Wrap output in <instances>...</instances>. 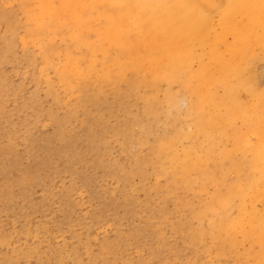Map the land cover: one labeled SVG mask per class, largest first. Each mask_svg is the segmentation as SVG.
Returning a JSON list of instances; mask_svg holds the SVG:
<instances>
[{
	"label": "rangeland",
	"instance_id": "1",
	"mask_svg": "<svg viewBox=\"0 0 264 264\" xmlns=\"http://www.w3.org/2000/svg\"><path fill=\"white\" fill-rule=\"evenodd\" d=\"M37 1L0 0V264H264L257 137L238 146L196 127L200 86L127 63L146 43L124 55L93 20L81 44L64 12L63 28L40 29ZM213 1L199 2L205 46L223 36L228 58L227 0ZM251 47L261 89L264 52Z\"/></svg>",
	"mask_w": 264,
	"mask_h": 264
},
{
	"label": "bare ground",
	"instance_id": "2",
	"mask_svg": "<svg viewBox=\"0 0 264 264\" xmlns=\"http://www.w3.org/2000/svg\"><path fill=\"white\" fill-rule=\"evenodd\" d=\"M199 2L38 0L34 17L39 19L40 29L46 25L44 20L56 28H63L60 13H67L76 24L79 33L74 36L80 43L83 32L90 28L93 20L102 22L105 29L100 32L96 30L99 38L107 40L124 55H130L131 52L138 54L137 45L141 43L147 48L146 43L148 49L145 55L134 59L129 57L127 63L136 68H144V61H147L148 69L166 67L169 71L168 80L180 78L187 87L191 82L200 86L196 87V96L201 105L192 118L196 127L206 125L211 130L218 127L224 136L230 137L238 146L241 143L251 146L249 135L257 137L256 148L261 149L259 158L262 175L256 184L255 194L257 199H264V88L259 89L252 78L256 54L253 55L251 47L252 42H255L260 44L264 52V0H227L226 12L229 18L223 21L222 28L237 41L234 40V45L225 44V49L230 53L228 58L227 53L218 47L224 41L223 36L215 35L210 48L205 46L211 23ZM97 3L100 4L99 8ZM237 14L246 18L248 27L233 20ZM259 27H262V32H258ZM195 39L205 49V52L199 54L197 72L190 70L191 59L195 56ZM94 48L105 54L100 43H96ZM152 49L159 54L156 55ZM67 63L71 69L80 73L75 59H69ZM211 68L213 71L209 75ZM60 74L67 77L70 71L63 69ZM208 102L213 104H206ZM223 104L225 106L220 109Z\"/></svg>",
	"mask_w": 264,
	"mask_h": 264
}]
</instances>
